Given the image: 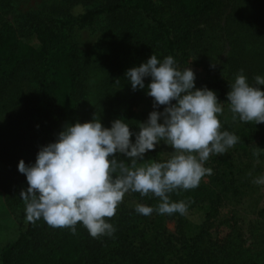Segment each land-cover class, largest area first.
<instances>
[{"label":"rangeland","instance_id":"374dc122","mask_svg":"<svg viewBox=\"0 0 264 264\" xmlns=\"http://www.w3.org/2000/svg\"><path fill=\"white\" fill-rule=\"evenodd\" d=\"M8 2L14 10H0V21L9 20L21 33L28 13L43 7L63 11L74 0H0V9ZM160 6L167 16L175 11L172 4ZM106 21L107 16L97 20L102 28L95 33L75 29L76 52L83 67L78 122L90 121L96 115L110 128L114 120L124 119L130 131L138 132L139 123L146 122L153 108L154 98L147 95L151 78H145L144 89L134 91L125 73L153 54L161 61L169 54L153 36L157 33L155 24L141 15L121 11L104 28ZM189 31L188 41L176 51L175 59L179 70L192 68L195 85L209 81L231 87L241 69L250 85H255L256 76L264 77V0H218L214 9L189 23ZM259 87L264 90V85ZM221 104V131L235 134L239 141L225 154H210L204 162L206 168L219 163V168L234 172L236 188L229 186L223 194L216 218V231L222 235L215 242L224 237L229 256L234 255L233 246L240 249L236 255L240 263L264 264V183L253 182L264 177V124L243 122L238 115L234 120L230 105ZM62 130L56 111L41 99L29 66L17 68L9 77L0 73V254L27 223L20 192L28 184L18 171L19 161L34 164L40 148L55 142ZM130 139L135 142V136ZM155 148L161 162L174 152L165 141ZM144 159L138 166L152 161L148 152ZM164 227L167 234L176 235L175 219L166 218Z\"/></svg>","mask_w":264,"mask_h":264},{"label":"trees","instance_id":"16d2710c","mask_svg":"<svg viewBox=\"0 0 264 264\" xmlns=\"http://www.w3.org/2000/svg\"><path fill=\"white\" fill-rule=\"evenodd\" d=\"M217 1L74 0L63 11L43 7L28 13L21 33L6 19L0 21V73L9 77L17 68L29 66L41 99L56 111L64 129L78 122L80 114L79 78L83 67L76 52L75 29L95 33L102 28L97 20L103 16H107L105 28L121 11L141 15L155 24L154 38L175 59L176 51L188 41L189 23L214 9ZM161 3L174 5L175 11L167 16ZM3 6L1 11L14 10L9 2ZM195 86L215 90L218 101L229 104L230 86L209 81ZM154 110L162 112L164 106L151 112ZM148 153L152 161L161 162L156 148ZM211 169L212 175H205L195 189H177L169 194L171 202H189L184 215L137 213V204L155 209L160 199L152 193L141 196L129 191L115 215L105 218L115 228L111 236L93 238L82 222L75 225L73 234L69 228L49 226L43 218L27 221L16 239L1 251L0 264H244L236 257L240 249L233 246L234 255L229 256L224 237L215 242L222 235L216 231V218L223 194L229 186L236 188L234 172L219 168V163ZM166 218L176 220V235L166 233Z\"/></svg>","mask_w":264,"mask_h":264},{"label":"clouds","instance_id":"9594fccd","mask_svg":"<svg viewBox=\"0 0 264 264\" xmlns=\"http://www.w3.org/2000/svg\"><path fill=\"white\" fill-rule=\"evenodd\" d=\"M125 77L134 91L144 89L145 78L150 77L147 95L154 98V109L164 106V110L150 112L138 132L130 131L124 119L106 128L94 115L90 121L65 126L55 142L40 148L34 164L21 159L18 171L26 176L28 187L20 197L27 221L43 218L49 226L69 228L73 234L82 222L93 238L111 236L115 228L105 218L115 215L129 191L160 199L155 209L137 204V213L184 215L189 202H171L169 194L198 187L213 172L204 166L210 154L223 155L239 141L235 134L221 131L218 115L223 106L215 92L196 88L192 68L179 70L171 55L161 61L153 54L128 69ZM259 85H264V77L256 76L255 85H250L243 69L236 75L227 93L234 120L238 115L243 122L264 123V90ZM161 141L174 149L171 157L138 166ZM120 154L125 158L118 159ZM253 182L264 183V177Z\"/></svg>","mask_w":264,"mask_h":264}]
</instances>
